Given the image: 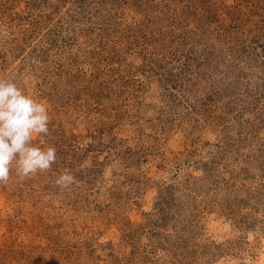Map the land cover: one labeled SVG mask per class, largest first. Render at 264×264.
Segmentation results:
<instances>
[{
  "label": "rangeland",
  "instance_id": "1",
  "mask_svg": "<svg viewBox=\"0 0 264 264\" xmlns=\"http://www.w3.org/2000/svg\"><path fill=\"white\" fill-rule=\"evenodd\" d=\"M0 78L57 150L0 264H264V0H0Z\"/></svg>",
  "mask_w": 264,
  "mask_h": 264
},
{
  "label": "clouds",
  "instance_id": "2",
  "mask_svg": "<svg viewBox=\"0 0 264 264\" xmlns=\"http://www.w3.org/2000/svg\"><path fill=\"white\" fill-rule=\"evenodd\" d=\"M49 123L50 115L44 103L25 94L14 78H0V184L9 180L13 162L21 179L51 169L57 161L56 148L33 143L34 137L43 142L42 137L49 133ZM75 182L70 169L55 181L62 189Z\"/></svg>",
  "mask_w": 264,
  "mask_h": 264
}]
</instances>
